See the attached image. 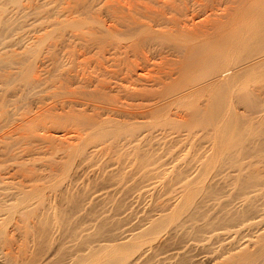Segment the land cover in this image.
<instances>
[{
	"label": "rangeland",
	"instance_id": "1",
	"mask_svg": "<svg viewBox=\"0 0 264 264\" xmlns=\"http://www.w3.org/2000/svg\"><path fill=\"white\" fill-rule=\"evenodd\" d=\"M106 1L107 0H94V1L93 0L91 1L81 0V2L80 0H70V2L69 0H0V75H1L0 76V91L2 90L0 92V179H2L0 180L1 182L0 183V264H23V263L24 264H80V263L82 264L83 263L84 264H103L102 260L104 259L102 258L104 257L106 258L107 254L108 256L111 255L110 252L114 254L116 253L117 255L118 253H121L122 251L124 252L125 247L130 242V239L128 240V238L131 236H134V237H131L132 239H134L135 235L140 233V231L142 232V230L144 229H145L144 234H146V230L148 231L147 232L148 234H146L145 237H143L145 240L142 238L143 240L142 243L144 245L143 244L141 245L144 246L143 251L145 250L146 254L144 252L142 253V248L140 247V249L138 250L140 251L138 252L139 256L140 255L142 256V254L144 255L142 256V258L140 256V259L138 260L139 256L137 252H135L137 251L138 248H135V251L133 250L134 248L133 249L129 248L130 250L128 249L127 251L125 250L127 252V255L129 251L128 258H130L129 260L132 259L133 261L132 264L135 263L136 260L138 262V263L136 262L137 264H141V263L142 264H216L215 263L216 261H218L219 264L221 263V261H223L222 262L223 264L228 263L230 262L229 257L230 258L232 257L231 259L233 260V257L235 254L239 255L237 253L240 252L239 249L241 247H244V250L253 249L250 238H248L250 240L249 244H248L249 242L248 239L245 241L244 239L245 233H247L249 237L251 236V238L254 237L252 240L255 241L257 238L256 236L258 234L259 235L261 234L259 232L260 227L264 228V223H262L263 227L260 226L261 224L260 221L264 217L263 215L264 214L263 212V209H264L263 193L264 191L262 193L263 189L259 186V185L262 186L260 178L262 177L263 179V176H264V161H263L264 160V65L261 67H257V68L255 67V69L249 72H246L243 76H241L237 80L236 82L237 86L233 87L232 90H229V89L225 90L224 95H223V108H222L223 109L222 110V118H223L222 121L224 122V125L223 123L222 125L224 126V128H226L225 125L226 126L228 125L229 128L231 127L230 128L231 132L229 131V129H228V132L224 131L223 140L222 142H220L219 140L220 143L218 142V138L215 139L212 136L207 137L208 135H211V134L213 135V132L210 131L211 129H209L210 126H208V129L205 127L207 129L206 133L203 130L204 127H201V126L200 127L198 126V127L202 128V130L197 128L199 132H195L196 128H194V131L192 129V131L195 134L190 129L192 127H190L189 130L186 127H185L186 128L185 130L184 128H182L183 124L181 122L183 121L181 120H185L184 119L186 117L185 114H188L186 119L189 121V119L190 120L192 119V117L190 118L191 116L190 112L192 110L196 111V109L197 110L200 109L199 111H202L204 107L206 108L205 105L207 104L205 100H207L210 95V92L208 91L203 92V94L200 92V94L198 93L199 95L196 93L197 96L196 95L193 96L195 100L192 98L189 100L186 99L187 101H189L188 103H190V100H192L191 102L194 101L193 104L195 107L192 106L193 104L191 103L188 104L187 101L185 102L183 101L182 105L180 106L181 104L180 103L178 108H177L178 104L175 106L177 109L173 108L174 107L173 106L170 110V113H168V115L165 118H162V119L160 118L161 120L160 119H157V120L150 119L151 118L150 114L146 113L145 111L148 110L147 112H150L149 107L152 108V106L156 105L157 102L155 103V100H154L152 104L151 103L152 100H151L150 103L145 104L147 100H144V99L142 100V99L137 98L138 97L137 94L134 93V92H137V89H140L139 86H141V88L142 86L143 87L146 86L145 88H147L148 86L149 88V85L151 83L147 80L148 76L146 74L143 75L144 73L139 74L140 71L136 69L134 66L132 69H134V71L136 69V73H134L131 70L129 72V69H128L129 67L125 68L124 66H122V68L124 67L122 71L119 70L118 67H116L115 69H118L119 72L117 71L118 73L117 72L115 73L116 70L113 71L114 70L113 68L115 66H112L114 63L111 61V59H109V57H107L108 60H106V62L108 63L107 64L104 59L102 60H104L105 63L101 60L100 55L99 57L98 56L96 57L97 54H94L93 52H92L93 54L89 53L88 55V53L85 51L86 52V55H85L84 50L82 49V45L84 44L82 39L85 38L81 32L83 31V28L81 29V31L79 29L77 30L76 29L77 26L75 24V28L73 29L74 22H72L73 24L72 27L70 24H68L70 28L69 29L68 25H66L65 22L66 21L68 23L69 21L71 22V20L73 19V15H75L76 13V15L74 16V20L77 18L81 22H84L86 20L85 26H86V23L88 22L90 23L92 21L93 22L92 28H93L94 22H95L93 18H96V16L100 14L99 15L100 18L98 16V19L102 21L100 22V24H102L106 20L103 25L108 26V24L110 25V22H109L110 20H109L108 13L106 16L105 12L107 11L110 12L109 11L110 4L112 5V7L113 5L116 6L115 10H117L118 8V10L121 11V13L122 11H124L125 15L129 14L131 10L132 12L130 13V16L132 15L133 17H136V16L138 17L136 13L139 14L140 12L141 14L142 13L141 10L142 11L144 10L143 12H145L146 10L148 11L150 8V12L153 11L154 9H155L154 11L156 12L159 9H162L164 5L169 2L168 4L169 5L171 4L170 8L169 7L167 8V6L169 5H165V7L162 9L164 10L167 8V10H169V13L167 10H164L165 17L170 18V16L172 15V18L174 19V21L175 19H178V21L176 20L175 22V24L177 25L176 29L177 30L180 29L184 33L185 31L191 32L192 25L196 24L197 21L199 22L201 19H204V17L206 18L210 17L211 20L212 19L216 20L217 17L220 16V14L221 15L223 14V10L224 8L227 7V5L224 4L223 2L219 3L218 1L217 2L215 1V3H213L212 0H162L164 3L161 2V0L159 1L158 0L157 1L156 0H108L107 2ZM119 2L121 3L119 4ZM157 2H158V5H157ZM261 2L262 0H255V1L252 0L250 3H253V5L256 6L255 3L258 4ZM77 3L79 7L77 6ZM103 4H104V7L101 8L100 5H103ZM263 4H264V1L261 5ZM106 5L108 6L107 10H106L107 8ZM121 5H122V10H121ZM61 6L62 8L63 7L64 8L62 9ZM88 6H89V9H88ZM171 6L172 7L174 6V9L171 8ZM66 7L68 10H71L74 8L73 9L74 11L72 10L71 13L70 11L67 12ZM218 7L220 10L218 9ZM91 9H93V11ZM171 9L172 11L175 10L174 11L175 13L172 12L171 14ZM177 9H180L182 11L178 10V13H177ZM97 10H99L100 12ZM103 10L105 11L103 12ZM94 11L95 13H93ZM186 11L189 12L188 13L189 16L190 15L195 16V18L193 17L194 18L193 23L190 21L191 17L188 16L189 17L188 18L189 21H188L186 17H183L181 15L183 12H186ZM78 13L80 17L77 16ZM124 13H122V15H124ZM133 13L136 16H134ZM173 14L174 15L176 14L175 17ZM64 15L65 16L70 15V16L69 18H66L68 16L65 17ZM87 15L89 16L87 17ZM252 15L253 16H251V18L248 17L249 19L247 18L243 19L234 30H230L228 32V36L223 41L224 46L217 49L220 51V53L222 52L224 54L223 55L224 62L222 64V70L231 68V67H234V68L238 67L247 62H250L255 57L264 55V23L263 21H260V18H259L260 16L258 14H256L258 16L255 17V14L253 12ZM91 17L93 18L91 19ZM88 18H90L91 20L88 21L89 20ZM98 19H97V22H98ZM179 20L181 23L179 22ZM184 20H186L187 22ZM77 21L75 20V23L79 24L78 23L79 21L78 22ZM63 23H65L64 26H62ZM91 24L88 25L89 28L86 27L87 31L83 32L84 34L89 32V30H92V28L90 27ZM100 24L95 26L94 29H96L97 27V30H99L98 28H101ZM82 26L83 25L78 26V28H81ZM195 27L196 26L194 25L193 28ZM169 28L166 26H163L162 28H155L154 30L168 31L170 30ZM74 30H75V33H74ZM84 31H85V28H84ZM80 32L82 36L79 34ZM75 34L76 36L77 34H79L81 39H79L78 36L76 37ZM218 36H220V34ZM221 36H223V34H221ZM161 40L157 39L154 42L156 44L153 43L154 45L152 46L150 50L151 53L153 54H150V53L146 54L149 59L147 62V64H149L150 66L149 67L150 69H148L149 71L152 70L153 64L156 65L165 58H166L165 60L168 59L167 62L169 63V65L172 62L176 63V61H179V59L175 56L176 55L175 53H173L175 54L174 56L171 55V52L173 50L172 46L174 47V43L172 42L173 43L172 44L171 42H167V41L163 42V40L162 41ZM211 41L212 40L210 39L208 40L209 43H211ZM233 42L235 43V46L233 48H229L228 46H230V44H232ZM168 49L169 50L171 49L170 52ZM80 51H81V54H80ZM69 52H72V53H69ZM73 53H75V55ZM160 54L164 56L163 59H162V55L159 56ZM84 55H85L84 57L85 59L82 57ZM160 57H161V60H160ZM88 58L90 59L91 63L88 60ZM68 59L70 63L68 62ZM83 59L86 61H83ZM80 60L81 62L88 61V63L82 62L83 64L82 67L88 64L86 69L84 67L85 70L88 69L87 74L84 71L83 72L84 75H83L82 73L83 69H80L81 70L80 71L79 68L81 67L79 66L78 68L75 69V66L77 67L78 63L81 64ZM99 60L102 61V64L103 63L106 64L105 66L103 64V67L107 68L106 70H109L110 75L108 74L107 71L105 73L103 72V74H105L104 76H101L102 73L99 74L101 70L105 71L103 68L99 69V67L102 66V64L99 63ZM94 65L95 67L97 66L96 68L97 70L94 69ZM68 67L73 68V70L69 69ZM74 69H75V73H74ZM77 69L78 71L82 73L80 76L81 80H79L80 77L78 78V75L80 74L77 75V73H79ZM89 69H90V73H89ZM92 69L94 70L93 74L91 73ZM203 69L201 72L198 71L199 70L198 69L197 70L198 72H196L195 75L193 73V76L192 74L190 75L189 73L188 74L189 76L187 75L186 77V82H189V83L195 82L196 84H198V85L195 84V86H199V85L201 86V85H204L206 82H209V80L211 81V77L210 78L207 77L208 72L205 69L204 70ZM98 70L99 72L97 73ZM110 70H112L113 73L110 72ZM124 71H125V74L123 73V80H122V76L120 75V73ZM94 72L95 74H97V77H94V78H100V79H103L102 77L105 78L104 83H103V80L102 81L100 80V81H101V84L104 85L106 89L107 88L110 89L109 90L110 92L109 91L107 92L109 95L105 93V91H107L108 89L105 90L104 87L103 88L100 87L102 88L103 91L99 88H98V91L97 89L95 92L91 91L93 93H98L97 95L94 94V96H92V93L90 94L91 96L89 95L90 93L89 90H93L95 86H97L95 82H99V80L97 81L94 78H92V75L96 76ZM114 73H115V79L114 77H112L113 79L111 78L112 80L111 83H108L107 80L111 77L112 74H113L112 76H114ZM126 73H128V75L130 73L129 76L132 75L133 79L135 77L134 79L135 82L131 79L130 80L128 79L129 81L125 82L124 78L125 79L127 78ZM50 74L52 75V77H50ZM67 74H69V76ZM88 74H90L91 77ZM117 74L120 75V79H119V76H117ZM142 75L144 76V79L147 80L145 84H144V81H142L143 79ZM88 76L90 77V82L87 84V82L89 81ZM106 76L108 77L107 80H106ZM85 77H86V82H85ZM82 78H84L83 79L84 83H81ZM92 80H94L93 81L94 83L91 82ZM136 80H138L137 87H135ZM63 81L64 83L61 84ZM131 81L134 82V84H132L134 85V87H131L132 86ZM113 82L114 84L116 82L117 84L116 87L114 86ZM142 82L144 85L142 84ZM50 83H51V87H50ZM67 83H69L70 86H67L68 85ZM119 83L121 85L123 84L122 86H124V84L126 85L127 83H129L130 86L126 85L127 87L126 86L122 87L120 86ZM47 84L49 86H47ZM57 84L65 85L66 87L64 86L61 87L60 85L58 87ZM78 84H80L81 88L83 87L82 92H84L83 91L84 86L86 89V85H88L87 86L88 89L87 91L85 90L86 92L84 93H86V95H88L89 98L91 97V101H89L90 99L86 95L85 97L87 98L83 97L84 93L82 97H79L78 96L79 94H78L77 96L79 98L75 96L74 99H72L73 98L72 96L75 95V92L77 93V91H75L73 94V90L81 89L80 87H78L79 86ZM89 84H91L90 89H89ZM102 85L99 84L98 86H102ZM111 86H113L114 89L113 87L111 88ZM119 86L122 87V89L125 88V92L124 90L122 91L121 88L119 89ZM32 88L34 89L32 90ZM63 88L68 94L70 93L69 91H71L73 95L71 96V93H70L68 96L66 92L61 93L62 92L61 90H63ZM116 88L119 89V92L118 91L116 92L115 90ZM131 88L132 89L137 88L136 90H132L134 95L136 94V97H135L136 100H134V95L132 96L133 93L132 91H130ZM151 89L153 88H150V90ZM127 90L130 93H126ZM57 92L59 94H57ZM99 92H101L100 96L103 93L102 97L99 96ZM122 92L126 94L123 95ZM79 93H81V90L79 91ZM104 93L107 96L106 98L104 97ZM61 94H63L64 97H62ZM125 95H127V97ZM95 96H97V98L99 97L98 99L102 98L103 102L104 100L106 101V99L107 101L108 99L110 100V98L112 100L113 99L116 100L117 98L120 97V99L119 100L117 99L116 101L110 100L111 101L110 105H108L109 101L108 102L106 101L105 102L106 104L101 103L102 99L101 101H98V99H96L95 101V99H93V98H96ZM66 97H69V99ZM128 97L129 99L132 98L131 101L128 100ZM80 98H83L84 100L83 104L85 105V107L82 108V111H81V107H83L84 105L80 103L82 102V99ZM78 99H80L79 102L77 101ZM73 101L75 104L73 103ZM97 102L98 104H95ZM126 102L128 103L126 104ZM60 103L63 104V105L61 104L62 108L61 106H59ZM98 105H99L100 112L97 111ZM127 105H130V107H128ZM138 105L139 106L143 105L144 107L147 106L146 107L147 109L143 108V110L141 111L138 108L139 107ZM90 106L91 107L93 106L94 108L96 107L94 109L95 112H92V108ZM133 106L135 108H133ZM89 107L91 109H89ZM101 107H102V112H101ZM106 107L111 112H109L108 110L104 111ZM87 108H88L87 110L88 112H85ZM112 108H114V110L117 109V111H114ZM140 108L142 109V107ZM83 109H85L84 113L89 115V116L85 115V117L87 118H91L90 112L93 113V117H94L95 115L94 113H96L97 111L98 113L95 115L97 119L95 120H98V121L100 119L98 117L100 116L102 117V113L104 115L108 113V115H106L105 118L108 116L109 118H111V119L108 118L109 119L108 122H111L109 123L111 124V126L113 124L112 121L114 119H115L114 121L118 120L115 122V124H117L118 122L123 123L122 118H125V117L126 119L124 122H127V125H130V123L133 121V119L131 118L135 117L137 118V120L145 121V122H141L144 127L140 125V131L138 130L135 133L136 136H134L135 137L134 139L131 136H128L126 133H124L125 128H121L122 131L124 130L123 133L126 135V136L125 135L122 136L123 133L122 131L120 132L119 130V132L121 133V135L119 134V136L121 137L120 138L121 140H119L117 137V139L115 140L114 139L111 140L110 138L109 139L110 141H109L107 138L106 141L104 140L105 145L103 142H102L103 144L101 142L93 144L95 142V141L93 142V140L88 143L86 142L84 144L82 143L84 140V134L86 137L88 135L90 137L91 133L90 134L84 133L85 131L84 128H86L84 127L83 128L84 134L82 137L81 133L79 134L77 133V131L78 132L81 131L80 128H82V125L84 126V124L79 125V123L78 124L76 123L77 124V128H76L75 123L72 122V120L74 121L73 117H76V120H77L79 117L84 116ZM138 110L141 115L142 113L145 112L143 114L144 117L143 116L139 117L140 114L138 113ZM80 111L82 112L81 115L83 116L78 117ZM112 111L114 112V114H112ZM118 111H120V113ZM128 111H131L129 113L132 115L130 116V114H128L129 120L127 119ZM151 111H154V110H151ZM72 112L74 115L72 114ZM117 112L121 114L122 116L119 117V114ZM123 112L124 114L125 112H127L124 117H123ZM134 112H136V114ZM203 112H205V109L203 110ZM99 113L101 114L99 115ZM152 113H151V116L154 117L156 114L154 115ZM109 114L114 117H110ZM145 114H147L148 116H145ZM182 115L184 117H182ZM168 116L171 117V118L169 117L170 118L169 122L167 118ZM67 117L68 119H66L64 122L63 119ZM146 117H149V119ZM102 118L103 120H105L104 117ZM102 118L100 120H102ZM135 118H134V121L136 120ZM232 118H233V123L228 124V121H230ZM130 120L131 122H129ZM170 120H172L171 121L172 124L170 123ZM70 122L74 124L70 125ZM178 122L182 124L181 128L179 127V125H177ZM174 123L176 124L174 125ZM79 126L81 127L78 128ZM85 126L88 127V123L87 125L85 123ZM176 126H178L179 128L178 127L176 128ZM115 127L117 128V125H115ZM186 131H190L191 133L186 132ZM207 132H210V134L208 133L207 135ZM79 136H81L83 140H81ZM89 137L87 138L88 140L86 139V141H89ZM240 138L242 140L241 142L239 140ZM237 140H239L240 142L239 144H237L236 142ZM79 141L81 142V144H79ZM99 143L100 145H98ZM233 143L237 144L236 149L237 148L240 149V146L242 147L244 146L243 148H241L242 149L240 151L241 153H238L237 152L238 150L236 151L232 149L231 144ZM77 145L80 148L77 147ZM247 145L248 147L246 148L245 146ZM226 146L227 147L229 146L228 147L229 149L231 147L230 152L228 151V149H226L227 148ZM78 149H80V152L78 151ZM255 150H258V152ZM75 151H77V153ZM227 151H228V155H227ZM229 155L231 157H229ZM241 155H243L244 157ZM240 158H242L243 160ZM246 161L248 164L246 163ZM240 163H241V166L239 165ZM239 166L242 168V169L240 168V170H242L241 172L239 170ZM237 171L241 173L242 179H245L244 178L245 174L247 175L249 173L246 178L249 177L250 179L247 180L246 185H244L243 187H241L239 183L241 179L237 180L236 182V173H239ZM228 174L231 177H233V178L230 177L229 181L227 179L229 177ZM242 174H244V176ZM252 174H255V177L257 175L258 177L259 176L261 177L259 178L256 177L257 179L255 178L256 180L254 179L255 181L254 180L252 181L253 178L250 177L252 176ZM258 181H260L259 182L260 184L256 185ZM196 182L197 184L201 183V185H203L201 187H204V188L210 187L211 190L215 189V193H214L215 195L213 194L215 197L213 195L212 197L213 199L215 198L214 200L216 202L218 201L216 200V198L219 199V201L220 200L222 201L223 199L226 201L228 198L229 199L232 198L231 196L233 194H234L233 198H235L236 192L238 193V195L236 193V197L239 196L240 198L242 193L240 192V190L236 191L238 190L237 187L241 188L242 190L245 187L246 190H248L250 189L249 186H252V188H254L253 185L255 184L256 186L255 190H258L257 192L254 191L253 193L250 190L249 191L245 190L243 191V193L246 192V194L249 195L248 193L250 192V194L252 193L253 195H255V192L259 193L261 190L260 194H262V198H259V196L261 197V195L256 194L258 197L255 196L252 199V196H250L248 197V199L249 201L253 200V202H255L254 205L255 204L258 205L259 210H261L262 208L261 213L263 217H258V216H261V213L260 211H258L260 215H257L256 213L257 209L255 210L253 209L254 207L253 202H252L253 206L251 207V210L253 209L252 211H255V212L251 211L250 213L249 212L250 210L248 209L245 210V207H243V209L241 207L240 209L239 207L242 206L241 205L242 201L240 200H242L243 198H240V200L239 198L234 199L235 201L238 199V201H240L241 203L238 201L235 202L233 198L231 199L232 201L227 200V204L228 202L231 204L233 201L237 205L240 204L238 205V207H236L237 205H235L234 203V207H232V209L236 207L235 210H237L236 212H238V213L234 212V215L232 216V217H235V219H236V216H237V220H238V216L243 217L244 212H246L247 210L249 212V213L247 212L245 213V215L247 214L246 216H248V217L245 216V219L242 218L238 221L235 220L234 222L235 225L239 224V226L238 225L232 226L234 225L232 222V218H231L233 211L231 209L230 216H229L228 211L230 209V206H231L230 205L229 209L226 208V211L224 212L225 207H228L227 205L224 206V204L226 203L224 200H223L224 202L222 201L223 206L221 208L218 207V205L221 206V204L220 203L218 204V202L217 204H215L216 205L215 207H213L214 206L213 204H209L210 206L208 207V210L206 207L205 210H207L208 212H209V208L211 212L212 210L214 211L213 213H210L212 214L211 215L212 218L215 217L213 221L210 220L211 219L210 215L207 216V219L209 218L210 222L212 223H210L209 220H206V216H205L206 214L203 211V208H201V211H203L205 214L203 215V217L205 216L204 221L208 222L209 224V228L207 227L208 230L209 229L211 230V228L214 227L213 224H215L214 221H216L217 218L219 220L224 219L225 215L224 217L221 216L222 217L221 219L219 218L220 215H223L224 213L228 214L229 217L226 215V219H228L229 221L231 218V224L228 223V221H226L225 219L222 222L218 220V222H220V225L221 224L225 225L224 221H226L228 223V224L226 223L227 226L224 227L222 225L223 227L222 226L220 227L218 223L217 225L215 224L217 227L216 228L214 227L218 236H219L218 232H220V234H221V231L226 232L225 235L227 237L226 236L225 237L228 240H230L232 236H235V234L234 235L229 234V231L230 233H232L233 231L235 233L236 230L240 228V226L241 227L243 226L242 225L243 223L245 225L246 220H247L246 223H248V218L250 216L252 218V215L253 214L255 215V213L258 218L260 219L262 218L261 220H259L256 217L258 220V223H260L257 225L258 228H254L255 224L253 225V222L255 221V217L253 216V218L250 219L249 221V222H252L251 227H250V229L252 230V233L250 229H247L249 227H246L247 230H245V228L243 227L245 232L242 231L243 229L240 228V231L238 230L239 231L238 235L237 233L236 235L238 236V240L240 238L241 240L238 241L237 238L233 237L232 238L233 240L232 239L230 240L231 244H229V241L227 239L225 240L224 238H222V235L224 237V233L220 235L219 236L220 238L218 239V236H216L215 234L216 232H212L214 233L213 236L215 235L216 238L211 237V236L210 237L214 239V241H216L217 239H218L217 241H219V243H217L216 241V244H212L214 243V241L210 237H208V239H210L211 241L204 240L203 238L201 239V237H205L206 239L207 236L209 234L211 235L212 233H210L211 231H207L206 233L207 236L203 235L205 232L203 230V233H202V229L204 228L203 225L205 224V222L202 223V220H203V218L201 217L202 215L201 216L198 215L199 216L198 219H196L195 217L196 219L195 221L197 222L193 220L195 225L198 226V227L196 226L197 229L195 228L194 223H192V220H190L189 217L187 218V220L191 222L190 225L193 224L192 226H194L195 232H197L196 237H195V232H193L194 234H191L192 230L194 231V228L193 227L191 228L190 225L188 227L186 223L187 220L185 219V217L188 215H185L184 217H182L181 219L182 222L179 220L181 224H178L179 217L177 216L178 217L177 218L176 215H177L178 210H180L178 209L180 207L178 208L176 207L175 209L173 205H176V203L180 200L181 197L182 198L180 200L181 201L180 203H183L182 199L186 197L184 194V191L185 193H187V196L189 193L187 192L189 191L187 190L189 186L188 184L191 183V185H195ZM233 182L236 184L234 185ZM262 183L264 185V182ZM185 184L187 186H185ZM186 187L187 189L185 190ZM257 187H259V189ZM196 197L200 198V196H196ZM254 198H257V200L261 199V201L259 202H257V200L254 201L255 200ZM213 199L211 198L210 200H212V203H215ZM248 199H246V201L243 199L244 200L243 202H247L246 206L249 203ZM194 200L198 201L199 199L195 198ZM210 200L207 201L206 203H210L211 202ZM259 204H261L262 206H260ZM207 205L204 204V206L202 207H205ZM14 206H15V209H14ZM232 206H233V203H232ZM172 208H174L175 210H173ZM238 208L239 210H242V211H238ZM255 208H257V206ZM221 209H223V212H221ZM174 211L176 212V215L173 216L171 215V213L173 214ZM168 213H170V215ZM239 213H241V215ZM167 214L171 217H175V219L178 221L177 223L178 225H177L176 222L172 221L173 219L171 218L172 224L174 225L176 224L175 226L178 228L181 227L179 231H176V229H173V226L170 225L171 221L169 223L170 226H168V230L169 229L170 231L171 229L174 230L171 232L172 235H173V232L176 231L178 237L175 235L176 233L174 234V236H172L171 233L167 229L166 230L168 232L167 231L165 232L163 230L159 231L160 229L156 232L154 231L150 232L148 229H146L147 227L149 228V224H151L154 219L157 220L158 216L163 215V218L167 220V217H169L167 216ZM165 215L167 216L166 218H165ZM200 217L202 220L199 219ZM1 218L3 220H1ZM183 220H185L187 229L191 228L192 230L191 229L188 230V232L191 230L190 235H189V233L186 234L187 232L185 231L187 229L185 228L183 233L184 235L186 234L187 236L186 235H185L186 237L183 236L184 238L182 239L180 235L181 234L183 235V233H179V232L182 231L183 229L182 226H180L182 225ZM199 220H200V223L203 224L201 225L203 226L202 229L200 228L201 226L199 224ZM233 221H234V218H233ZM163 222L165 223L164 220ZM168 222L169 220L166 223ZM241 222L243 223L241 224ZM210 224H212L211 228H210ZM167 225L168 224H166V226ZM175 226L174 228H176ZM163 227H165V225ZM205 227H206V224H205ZM234 227H237L238 229L236 230L232 229ZM198 228H200L199 231L202 235L201 234L199 235L198 231H196L198 230ZM223 228H224V231L222 230ZM230 228L231 230L227 231V229H230ZM207 229H205V231ZM43 230H44V233H43ZM248 230H250L249 233L247 232ZM263 230L261 229V231ZM166 233H169V235ZM243 234H244V237H243ZM239 235H241L240 238H239ZM262 235H264L263 232H262ZM197 236L198 237L201 236L199 238L201 239V242ZM125 239L128 242H127V245L124 247L122 246V244L126 243ZM198 240L199 242H197ZM202 240L204 244L202 243ZM206 241H208V243H205ZM131 242H133V240ZM220 242L225 243L224 247L226 248L225 249L226 258L229 256L228 257L229 261H226L224 259L225 254L224 256L222 254L224 253V249L222 248L223 250L221 249L220 251V247L218 245V244H221ZM226 243L229 244L228 245L229 248H227ZM236 244L238 247L236 246ZM239 244H242L241 247ZM100 245L102 248H99ZM108 245L110 246L112 245V246L111 247L109 246L105 250V248L103 247L108 246ZM117 245H118V249H119V246L120 247L122 246L124 247V250H121L123 248L119 249L121 251L116 249ZM222 245L223 244H221V247ZM231 245H234V247L233 246L232 247L236 249L234 250L231 247V250H230ZM215 246H217V248H215ZM148 247H151L152 249L151 248L149 249ZM131 249L133 250V252H131L132 251ZM242 251L243 249H241V252ZM94 253H96V255L97 254L99 255L96 256ZM133 253L136 254L134 256V259L132 257L134 255ZM175 253L177 254L176 256H174ZM230 253L231 254L234 253V254H232L231 256ZM114 254H112L111 256H113ZM127 255L125 256L126 257L125 260H127ZM236 255H235V258H236ZM153 256H155L154 258L155 261H157V259H159L158 257L161 256L160 259H162V261L160 260L161 262L159 263V260H158L155 263L153 260ZM85 258H88L87 261ZM110 258L112 257L109 256V259ZM259 260L255 261V264H258L256 262H260L259 264L263 263L261 259ZM122 262L124 261H121L120 264H122ZM127 262L128 261H125L124 263L127 264ZM129 262L131 263V261ZM117 264H119V262Z\"/></svg>",
	"mask_w": 264,
	"mask_h": 264
},
{
	"label": "bare ground",
	"instance_id": "2",
	"mask_svg": "<svg viewBox=\"0 0 264 264\" xmlns=\"http://www.w3.org/2000/svg\"><path fill=\"white\" fill-rule=\"evenodd\" d=\"M85 1V0H84ZM91 1V0H90ZM94 1V0H93ZM108 1V0H107ZM106 1V2H107ZM157 1V0H156ZM159 1V0H158ZM213 1V3H215V1L217 2H223L224 4H226L227 5V7L226 8H224V10H223V14L221 15L220 14V16L219 17H217V21L216 20H211V18L210 17H208V18H206V17H204V19H201L199 22L197 21V25L196 24H193L192 25V28H191V32H186L185 31V29H184V33L180 30V29H178L179 30V32H178V30L176 29L177 28V25L175 24V22H176V20L178 21V19H175V21H174V19L172 18V15L170 16V18H167V17H165V12H164V10H167V8L169 7L170 8V5L167 3V4H165V5H169V6H167V8L166 9H164V10H162L164 7H165V5H164V7L162 8V9H159L158 11H151L150 12V8H149V10L147 11H145V12H143L142 10H141V14H140V12H139V14L138 13H136V15H138V17L133 13V15L134 16H136V17H133L132 15L130 16V13L132 12L131 10H130V13L129 14H127V15H125V13H124V11H122V13H124V15H122V13H121V11H119L118 10V8H117V10H115V8H116V6H114L113 5V7H114V9H113V7H112V5H111V7H110V5H109V11L110 12H105V14H106V16H107V13H108V16H109V22H110V25L108 24V26H104L103 24H104V22L106 21H104L102 24H100V22H102V21H100V19H98V16L100 15V14H98V16H96V18H93V17H91V19L93 18V20L95 21L94 22V27L92 28V25H93V22L91 21L89 24L88 23H86V26H85V21L84 22H81L80 20H78V18L77 19H75L79 24H77V23H75V20H74V16L76 15V13H75V15H73V13H72V15H73V19L71 20V22L69 21V23L66 21L65 23H66V25H68V24H70L71 25V27H72V25L74 24V26H73V29L75 28V24H76V26H77V30L79 29L80 31H81V29L83 28V31H81L82 32V34L84 35V37L85 38H83L82 40H83V42H84V44L82 45V49L84 50V54L86 55V52L88 53V55H89V53H94V54H97L96 55V57L98 56L99 57V55H100V57H101V60L102 59H104L105 60V62H106V60H108V58L107 57H109V59H111V61L114 63L112 66H115L112 70L113 71H115V73L118 71V69H115L116 67H118L119 68V70H123V68L125 67V68H128L129 69V72H130V70L131 71H133L134 73H136V69H138L139 71H140V73L139 74H143V75H147L148 76V78H147V80L151 83L150 85H149V88H148V86H147V88H145V87H143L142 86V88H141V86H139V88L140 89H137V92H134V93H136L137 94V98H139V99H144V100H147L146 102H145V104H148V103H150V101H151V103L155 100V103L157 102V104L156 105H154V106H152V108L151 107H149V105H148V107H149V110H150V112L152 113V114H156L154 117L153 116H151V113L150 112H147V111H145L146 113H149L150 114V119H162V118H165L167 115H168V113H170V110H171V108L173 107V108H176L175 106L177 105V108L179 107V104H180V106L182 105V103H183V101L185 102V101H187L186 99H194L195 100V98L193 97V96H195L196 95V93L198 94H200V92L203 94V92H206V91H208V92H210V95H209V98L207 99V100H205L206 101V104L207 105H205L206 106V108L204 107V109H205V112H203V110L204 109H202V111H199V110H197L196 109V111L194 112L193 110L190 112V118L192 117V119L190 120L189 119V117H188V119H189V121L186 119V117H187V115L188 114H185L186 115V117L184 118L185 120H181V121H183V122H181L182 124H183V127L182 128H184V130L186 129V128H188V130H189V128L190 127H192V128H190L191 129V131H192V129H193V131H194V128H196L195 129V132H199V130H197V128H199L200 126L201 127H204L203 128V130L205 131V133H206V130L208 129V126H210V128L209 129H211L210 131H212L213 132V135L211 134V135H208V133L210 134V132H207V137H209V136H212V137H214L215 139L216 138H218V142H219V140H220V142H222V140H223V135H224V131H227L228 132V129H229V131H230V128H229V126L227 125H225V127L226 128H224V122L222 121V108H223V95H224V92H225V90H232L233 89V87H235V86H237L236 85V82H237V80L241 77V76H243L246 72H249V71H251V70H253V69H255V67L257 68V67H261V66H263L264 65V55L263 56H259V57H255L254 59H252L250 62H247V63H245V64H243V65H240V66H238V67H231V68H227V69H223L222 70V64H223V62H224V54L221 52L220 53V51L219 50H217L218 48H221L222 46H224V43H223V41H224V39L228 36V32L230 31V30H234L236 27H237V25L243 20V19H249L248 17H250L251 18V16H253L252 15V13L254 12V14H255V17L256 16H260L259 18H260V21H263V23H264V4L263 5H261L262 3H263V1L264 0H262V2L261 3H258V4H256L255 3V5L256 6H254L253 5V3H250L252 0H212ZM255 1V0H254ZM69 2H70V0H69ZM80 2H81V0H80ZM83 2V1H82ZM104 2V1H103ZM148 2V1H147ZM161 2H163L162 0H161ZM202 2V1H201ZM88 3V2H87ZM121 2H119V4H120ZM164 3V2H163ZM171 3V2H170ZM188 3V2H187ZM200 3V2H199ZM212 3V4H213ZM70 4V3H69ZM82 4V3H81ZM80 4V5H81ZM133 4V3H132ZM144 4V3H143ZM151 4V3H150ZM248 4V5H247ZM63 5V4H62ZM91 5V4H90ZM123 5V4H122ZM122 5H121V10H122ZM157 5H158V2H157ZM160 5V4H159ZM163 5V4H162ZM161 5V6H162ZM175 5V4H174ZM187 5V4H186ZM204 5V4H203ZM216 5V4H215ZM219 5V4H218ZM65 6V5H64ZM77 6H78V3H77ZM76 6V7H77ZM85 6V5H84ZM98 6V5H97ZM101 6V8H103L104 7V4L103 5H100ZM107 6V5H106ZM124 6V5H123ZM132 6V5H131ZM225 6V5H224ZM251 6V7H250ZM74 7H75V5H74ZM79 7V6H78ZM92 7V6H91ZM95 7V6H94ZM93 7V8H94ZM141 7V6H140ZM145 7V6H144ZM178 7V6H177ZM189 7V6H188ZM194 7V6H193ZM196 7V6H195ZM61 8H62V6H61ZM64 8V7H63ZM62 8V9H63ZM106 8V7H105ZM104 8V9H105ZM113 10H112V9ZM120 8V7H119ZM159 8H161V7H159ZM171 8H173L174 9V6L172 7L171 6ZM176 8V7H175ZM179 8V7H178ZM185 8V7H184ZM183 8V9H184ZM203 8V7H202ZM205 8V7H204ZM213 8H214V6H213ZM66 9H67V7H66ZM74 9V8H73ZM73 9H71V10H68L67 9V12L68 11H70V13L72 12V10ZM76 9V8H75ZM86 9H87V7H86ZM88 9H89V6H88ZM108 9V6H107V8H106V10ZM138 9V8H137ZM180 9H181V7H180ZM180 9H177V13H178V10H180ZM188 9V8H187ZM218 9H219V7H218ZM78 10V9H77ZM84 10V9H83ZM92 11H93V9H91ZM100 10V9H99ZM99 10H97V11H99ZM112 10V11H111ZM136 10V9H135ZM157 10V9H156ZM185 10V9H184ZM202 10V9H201ZM220 10V9H219ZM63 11V10H62ZM74 11V10H73ZM105 10H103V12H104ZM134 11V10H133ZM168 11V13H169V10H167ZM167 11H166V13H167ZM175 11V10H174ZM174 11H172V9H171V14H172V12H174ZM180 11H182V10H180ZM199 11V10H198ZM90 12V11H89ZM100 12V11H99ZM102 12V11H101ZM137 12V11H136ZM187 12V11H186ZM183 12L181 15L183 16V17H186L187 18V20H188V18L189 17H191L190 18V21L193 23V21H194V18H195V16L194 15H190L189 16V12ZM201 12V11H200ZM256 12V13H255ZM61 13H63V12H61ZM93 13H95V11L93 12ZM97 13V12H96ZM128 13V12H127ZM175 13V12H174ZM181 13V12H180ZM66 14V13H65ZM81 14V13H80ZM85 14V13H84ZM103 14V13H102ZM101 14V15H102ZM185 14V15H184ZM188 14V15H187ZM193 14V13H192ZM204 14V13H203ZM256 14H258V15H256ZM61 15V14H60ZM71 15V14H70ZM69 15V16H70ZM93 15V14H92ZM97 15V14H96ZM174 15V14H173ZM176 15V14H175ZM175 15H174V17H175ZM196 15V14H195ZM209 15V14H208ZM65 16V15H64ZM66 16H68V15H66ZM65 16V17H66ZM69 16L68 17H66V18H69ZM77 16L78 17H80V15H79V13L77 14ZM89 15H87V17H88ZM91 16V15H90ZM178 16V15H177ZM189 16V17H188ZM212 16V15H211ZM86 17V16H85ZM194 17V18H193ZM213 17V16H212ZM76 18V17H75ZM99 18H100V16H99ZM106 18H108V17H106ZM254 18V17H253ZM258 18V19H259ZM89 20L88 21H90L91 19L90 18H88ZM97 19H98V22H97ZM74 20V21H73ZM143 21V22H142ZM145 21H146V23H145ZM184 21H186V20H184ZM189 21V20H188ZM63 22V21H62ZM72 22H74L73 24H72ZM148 22V23H147ZM179 22H180V20H179ZM183 22V21H182ZM187 22V21H186ZM65 23H63V25L62 26H64V24ZM92 23V24H91ZM181 23V22H180ZM179 23V24H180ZM83 25V26H85V27H81V28H78V26H81V25ZM91 24V28H92V30H89V32H87V33H83V32H86L87 30H86V27L87 28H89V26L88 25H90ZM98 24H100V27L101 28H98L99 30H97V27H96V29H94L95 28V26H97ZM198 24H199V26H198ZM196 26L195 28H193V26ZM58 26V25H57ZM163 26H166V27H170L169 29L170 30H168V31H157V30H154L155 28H162ZM68 28H69V25H68ZM84 28H85V31H84ZM90 28V29H91ZM171 28H172V30H171ZM173 28H174V30H173ZM190 28V27H189ZM70 29V28H69ZM75 29V30H76ZM176 29V30H175ZM75 30H74V33H75ZM76 30V31H77ZM182 30H183V28H182ZM181 31V32H180ZM81 32L79 33L80 35H81ZM51 33V32H50ZM225 33V34H224ZM79 34H77V36H78V38L79 39H81L80 38V35ZM220 34V36H218ZM221 34H223V36H221ZM72 35V34H71ZM86 35V36H85ZM75 36H76V34H75ZM76 36V37H77ZM82 36V35H81ZM74 37V36H73ZM75 37V38H76ZM74 38V39H75ZM157 39H162L163 40V42H173L174 43V47L172 46V49L174 50V48H175V50L173 51L172 50V52H171V55H175L178 59H179V61H176V63H170V65H169V63L167 62V60H165V59H163L164 58V56L162 55V54H160L159 56H161L162 55V61L161 62H159L158 64H156V65H154L153 64V68H155V69H153L152 68V70L151 71H149L148 69H150L149 67V64H147V62H148V57H147V53L149 54H153V53H151V48H152V46L154 45V44H156V43H154ZM212 40L211 41V43H209L208 42V40ZM63 40V39H62ZM161 40V41H162ZM165 40V41H164ZM199 41V42H198ZM196 44H195V43ZM206 42H208V43H206ZM154 43V44H153ZM172 43V44H173ZM56 44V43H55ZM72 44V43H71ZM171 44V45H172ZM74 45V44H73ZM72 46V45H71ZM76 46V45H75ZM77 46H78V44H77ZM235 46V43L233 42L232 44H230V46H228L229 48H233ZM182 48V49H181ZM74 49V48H73ZM70 50V49H69ZM169 50V49H168ZM167 50V51H168ZM171 50V49H170ZM170 50H169V52H170ZM76 51V50H75ZM86 51V52H85ZM164 51V50H163ZM66 52V51H65ZM156 52V51H155ZM69 53H72V52H69ZM83 53V52H82ZM92 53V54H93ZM161 53V52H160ZM166 53V52H165ZM173 53H175V54H173ZM57 54V53H56ZM62 54V53H61ZM74 55H75V53H73ZM80 54H81V51H80ZM259 54H261V53H259ZM258 54V55H259ZM85 55L84 56H82L83 58L85 57ZM87 55V56H88ZM170 55V56H171ZM58 56V55H57ZM77 56V55H76ZM94 56V55H93ZM46 57V56H45ZM75 57V56H74ZM79 57V56H78ZM81 57V56H80ZM89 57V56H88ZM111 57V58H110ZM152 57V56H151ZM94 58V57H93ZM107 58V59H106ZM77 59V58H76ZM75 59V60H76ZM80 59V58H79ZM85 59V58H84ZM83 59V61H86V60H84ZM92 59V58H91ZM96 59V58H95ZM99 59V58H98ZM82 60V59H81ZM81 60H80V62H81ZM88 60L90 61V59L88 58ZM94 60V59H93ZM92 60V61H93ZM99 60V63H101L102 64V61L104 62V60ZM160 60H161V57H160ZM46 61V60H45ZM70 61H71V59H70ZM82 61V62H83ZM98 61V60H97ZM59 62V61H58ZM68 62H69V59H68ZM82 62H81V64L80 63H78V65H77V67L75 66V69L76 68H78V66L79 67H81V68H79V70L80 69H83L82 70V73L85 71L86 72V74H87V70H85L86 68H87V65L85 66H83L82 67ZM104 62V63H105ZM32 63V62H31ZM70 63V62H69ZM83 63H88V61L87 62H83ZM90 63H91V61H90ZM98 63V62H97ZM103 63V64H104ZM107 63V62H106ZM57 64V63H56ZM72 64H73V62H72ZM75 64V63H74ZM76 64H77V62H76ZM100 64V65H101ZM103 64H102V66H98L99 67V69H101V68H103L105 71H100L99 72V70L97 71V73L99 72V74L100 73H102V75L101 76H104L105 74H103V72L105 73L106 71L108 72V74H109V70H106L107 68H104L103 67ZM108 64V63H107ZM152 64V63H151ZM97 65V64H96ZM99 65V64H98ZM106 64H104V66H105ZM70 66V65H69ZM90 66V65H89ZM122 66H124L123 68H122ZM131 66V67H130ZM133 66L136 68L135 69V71H134V69H132L133 68ZM84 67H85V69H84ZM91 67H93V66H91ZM120 67H121V69H120ZM52 68V67H51ZM62 68V67H61ZM69 68V67H68ZM89 68V67H88ZM97 68V66L95 67V65H94V69H96ZM205 69L207 72H208V75H207V77H211V81L209 80V82H206L204 85H199V86H195V82L192 84V83H189V82H186V77H187V75L190 73V75L192 74V76H193V73H194V75H195V73L196 72H198V71H202V69ZM69 69H71V70H73V68H69ZM75 69H74V73H75ZM109 69H111V68H109ZM199 69V70H198ZM203 69V70H204ZM66 70V69H65ZM97 70V69H96ZM95 70V71H96ZM112 70H110V72H112L113 73V71ZM198 70V71H197ZM29 71V70H28ZM48 71V70H47ZM67 71H68V69H67ZM77 71H78V69H77ZM76 71V72H77ZM81 71V70H80ZM80 71H78L79 73H77V75L78 74H80V75H78V78L81 76V72ZM93 69H92V71H91V73L93 74ZM36 72V71H35ZM52 72V71H51ZM119 72V71H118ZM117 72V73H118ZM127 72H128V70H127ZM57 73V72H56ZM67 73V72H66ZM89 73H90V69H89ZM115 73H114V76H112L111 75V77L108 79V77L106 76V80H107V82L108 83H111V78L112 77H114V79H115ZM123 73L125 74V71L124 72H122V73H120V75L122 76V80H123ZM133 73V74H134ZM48 74V73H47ZM61 74V73H60ZM94 74H95V72H94ZM127 74V78L125 79L124 78V81L125 82H127V81H129L130 79L131 80H133L134 82H135V77H134V79H133V76L131 77V76H129L130 75V73H129V75H128V73H126ZM68 76H69V74H67ZM76 75V74H75ZM83 75H84V73H83ZM88 75H90V74H88ZM96 76H93L92 75V78H94V77H97V74H95ZM110 75V74H109ZM120 75L119 74H117V76H119V79H120ZM142 75V76H143ZM1 76V75H0ZM61 76V75H60ZM71 76V75H70ZM74 76V75H73ZM99 76V75H98ZM142 76H140V77H142ZM189 76V75H188ZM191 76V77H192ZM50 77H52V75L50 74ZM65 77V76H64ZM86 77H87V75H86ZM86 77H85V82H86ZM89 77V76H88ZM90 77H91V75H90ZM90 77H89V81L87 82V84L90 82ZM124 77H126V76H124ZM137 77H139V76H137ZM206 77V78H207ZM5 78V77H4ZM15 78V77H14ZM58 78V77H57ZM62 78V77H61ZM66 78H68V77H66ZM103 79H100V78H94L95 80H99V82H95L96 84H97V86L100 84V85H102L101 84V81L103 80V83L105 82V78L104 77H102ZM84 78H82V81H81V83H84L83 80ZM113 79V78H112ZM118 79V78H117ZM129 79V80H128ZM9 80V79H8ZM24 80H26V79H24ZM79 80H81V77L79 78ZM101 80V81H100ZM110 80V81H109ZM147 80H145L144 79V76H143V79H142V81H144V84H145V82H147ZM224 80V81H223ZM225 80H227V81H225ZM29 81V80H28ZM55 81V80H54ZM57 81V80H56ZM65 81V80H64ZM64 81L61 83V84H63L64 83ZM71 81V80H70ZM70 81H69V83H70ZM94 80H92L91 82H93ZM116 81V80H115ZM118 81V80H117ZM138 80H136V85H135V87H137V82ZM73 82V81H72ZM77 82V81H76ZM106 82V83H107ZM121 82V81H120ZM132 82V81H131ZM134 82H132L131 83V85L132 84H134ZM184 82V83H183ZM46 83V82H45ZM52 83V82H51ZM51 83H50V87H51ZM69 83H67L66 85L67 86H70L69 85ZM78 83V82H77ZM94 83V82H93ZM92 83V84H93ZM99 83V84H98ZM118 83V82H117ZM122 83V82H121ZM130 83V82H129ZM129 83H127L126 85H129L130 86V84ZM17 84V83H16ZM48 84H49V82H48ZM47 84V86H49ZM86 84V83H85ZM84 84V85H85ZM95 84V85H96ZM113 84H114V82H113ZM112 84V85H113ZM120 84V83H119ZM142 84H143V82H142ZM143 84V85H144ZM149 84V83H148ZM43 85V84H42ZM58 85V84H57ZM60 85V84H59ZM59 85H58V87H59ZM79 86L78 87H80V84H78ZM94 85V84H93ZM93 85H92V87H93ZM106 85V84H105ZM116 82H115V84H114V86L116 87ZM123 85V84H122ZM121 84H120V86H122ZM125 84H124V86H126ZM140 85H141V83H140ZM196 85H198V84H196ZM61 87L62 86H64V87H66L65 85H60ZM88 85H86V89H85V86H84V89H83V91L84 92H86L87 91V89H88V87H87ZM90 86H91V84H89V89H90ZM95 86V90L93 89V90H89L90 91V93H89V95L92 93V96H94V94L95 95H97L98 93H93V92H95L96 91V89H97V91H98V88L99 89H101L102 90V88L104 87V85H102V86ZM119 86V89L121 88V90L123 91L124 90V92H125V88H123L122 89V87H124V86H122V87H120ZM128 86V87H129ZM6 87V86H5ZM21 87V86H20ZM27 87V86H26ZM100 87H102V88H100ZM108 87V86H107ZM113 86H111V88H112ZM127 87V86H126ZM131 87H134V85H132ZM56 88H57V86H56ZM81 88V87H80ZM79 88V89H80ZM83 88V87H82ZM82 88L80 89L81 90V93H79V91L80 90H73V94H74V92L75 91H77V93L75 92V95H73L72 93H71V91H69L70 93H71V96L73 97H71L72 99H74V97L76 96V97H82V95H83V93L84 92H82ZM105 88V87H104ZM150 88H153V89H151L150 90ZM154 88H155V90H154ZM157 88H159V89H157ZM34 88H32V90H33ZM108 89V88H107ZM106 88H105V90H107ZM113 89H114V87H113ZM118 88H116L115 90H116V92L118 91L119 92V89L117 90ZM135 88L134 89H130V91H132V90H136ZM58 90V89H57ZM59 90H61V89H59ZM86 90V91H85ZM104 90V91H105ZM110 89H108L107 91H105V93L106 94H108L107 92L109 91ZM210 90V91H209ZM2 91V90H1ZM0 91V92H1ZM62 92L61 93H63V92H66L65 90H64V88H63V90H61ZM91 91H93V92H91ZM103 91V90H102ZM101 91V92H102ZM52 92V91H51ZM56 92V91H55ZM101 92H99V96H100V93ZM110 92V91H109ZM114 92V91H113ZM124 92H122L123 93V95L124 94H126V93H130L128 90H127V92L126 93H124ZM49 93H50V91H49ZM67 93V92H66ZM69 93V94H70ZM105 93H104V97L106 98L107 96L105 95ZM120 93H121V91H120ZM132 93H133V91H132ZM134 93L132 94V96L134 95ZM56 94V93H55ZM57 94H59L58 92H57ZM68 94V93H67ZM69 94H68V96H69ZM79 94V95H78ZM118 94V93H117ZM136 94L134 95V100H136L135 99V97H136ZM198 94V95H199ZM209 94V93H208ZM62 95V97H64L63 96V94H61ZM78 95V96H77ZM85 95H86V93H84V95H83V97L84 98H89V96L88 95H86L87 97H85ZM109 95V94H108ZM119 95V94H118ZM28 96V95H27ZM42 96V95H41ZM59 96V95H58ZM57 96V97H58ZM66 96V95H65ZM91 96V95H90ZM103 96V93H102V95L100 96V97H102ZM126 97H127V95H125ZM192 96V97H191ZM197 96V95H196ZM31 97V96H30ZM46 97H47V95H46ZM52 97V96H51ZM61 97V96H60ZM78 97V98H79ZM96 98H93V99H95V101H96V99H98L97 98V96H95ZM108 97H110V96H108ZM126 97H125V99H126ZM55 98V97H54ZM66 98H68L69 99V97H66ZM70 98V99H71ZM104 98V99H105ZM114 98V97H113ZM124 98V97H123ZM198 98V97H197ZM57 99V98H56ZM60 99V98H59ZM62 99V98H61ZM76 99V98H75ZM80 99H82V102H80V103H84V100H83V98H80ZM80 99H78L77 101L79 102L80 101ZM90 99V100H89ZM88 100L89 101H91V97L89 98ZM102 99V98H101ZM101 99H98V101H101ZM115 99H116V97H115ZM118 100L120 99V97L119 98H117ZM116 99V100H117ZM132 99V98H131ZM131 99H129V97H128V100H130L131 101ZM42 100V99H41ZM110 100L111 101H113L111 98H110ZM109 99H108V101H107V99H106V101L108 102V105H110V101ZM116 100H114V101H116ZM142 100H141V102H142ZM2 101V100H1ZM43 101V100H42ZM76 101V100H75ZM76 101V102H77ZM105 100H104V102H103V99H102V101H101V103H105L106 102ZM192 100H190V103L191 104H193V102H191ZM62 102V101H61ZM87 102V101H86ZM85 102V103H86ZM93 102H94V100H93ZM136 102V101H135ZM137 102H138V100H137ZM189 101H187V103H188ZM56 103H57V101H56ZM58 103H59V101H58ZM63 103V102H62ZM62 103H60V105L59 106H61V104ZM70 103V102H69ZM73 103H74V101H73ZM72 103V104H73ZM128 102H126V104H127ZM132 103H134V102H132ZM190 103H188V104H190ZM75 104V103H74ZM73 104V105H74ZM79 104V103H78ZM94 104V103H93ZM92 104V105H93ZM95 104H98V102L97 103H95ZM106 104V103H105ZM153 104V103H152ZM196 104V103H195ZM198 104V103H197ZM16 105V104H15ZM49 105V104H48ZM63 105V104H62ZM73 105H71V106H73ZM80 105V104H79ZM84 105V104H83ZM88 105V104H87ZM87 105H86V107H87ZM91 105V104H90ZM101 105V104H100ZM140 105V104H139ZM138 105V106H139ZM187 105V104H186ZM20 106V105H19ZM67 106V105H66ZM75 106V105H74ZM77 106V105H76ZM81 106V105H80ZM89 106V105H88ZM113 106V105H112ZM128 107H130V105H127ZM185 106V105H184ZM192 106H194V104L192 105ZM85 107V105L83 106V107H81V111H82V108H84ZM91 107V106H90ZM89 107V109H91L92 108V112H95L94 111V109L96 108H94L93 106L90 108ZM103 107V106H102ZM102 107H101V112H102ZM108 107V106H107ZM107 107H106V109L104 110V111H106V110H108L107 109ZM117 107V106H116ZM125 107V106H124ZM140 107H142V109L140 108ZM147 107V106H146ZM146 107H144L143 105L142 106H139L138 108L142 111L143 110V108H146ZM195 107V106H194ZM55 108H57V107H55ZM61 108H62V106H61ZM71 108V107H70ZM72 108H74V107H72ZM133 108H135L134 106H133ZM133 108H131V109H133ZM176 108V109H177ZM51 109V108H50ZM110 109V108H109ZM113 110H114V108H112ZM147 109V108H146ZM190 109V108H189ZM37 110V109H36ZM72 110V109H71ZM74 110V109H73ZM76 110V109H75ZM88 110V108L86 109V111H85V109H83V113H84V111L85 112H88L87 111ZM128 110V109H127ZM151 110H154V111H151ZM42 111V110H41ZM80 111V113H79V115H78V117L79 116H83V117H79L77 120H76V117H73V119H74V121L72 120V122H74L75 123V127L77 128V124L79 123V125L80 124H84V126L82 125V128H80L81 126H79L78 128H80V130L81 131H77V133H81V136L83 137V134L84 133H91V135H90V137H91V139H90V137H89V135L86 137L85 136V134H84V140H85V142H84V140H83V138L81 137V136H79V138H81V140H83V142L82 143H88V142H90V141H92L93 140V144H95V143H98V142H103L104 143V140L106 141L107 140V138H108V140L111 138V140L112 139H117V137H118V139L119 140H121L120 138V136H119V134L121 135V128H125V132H124V130L122 131V133L124 132V133H126L128 136H131L133 139L135 138L134 136H136L135 135V133L139 130L140 131V125H142V123L141 122H145V121H142V120H137V118H135L136 120L134 121V118H131V119H133V121L131 122V120L129 121V122H131L130 123V125H127V122H124L125 121V119H126V117L125 118H122L123 119V123H121V122H118L117 124H115V122L116 121H118V120H116V121H112V126H111V124H109V123H111V122H108L109 121V119H111V118H109V116L108 117H106L105 118V116L106 115H108V113L106 114V115H104L103 113H102V117H104L105 118V120H103V118L100 116V117H98V118H102V120H100L99 119V121L98 120H95V119H97L96 117H95V115L98 113V112H100V110H99V105H98V107H97V111H96V113H94L95 115H94V117H93V113L92 112H90L91 113V118H87V117H85V115L86 116H89V115H87V114H83V115H81L82 114V112ZM109 112H111L110 110H108ZM107 111V112H108ZM114 111H117V109H115ZM120 111H121V109H120ZM120 111H118L119 113H120ZM124 111V110H123ZM198 111H199V113H198ZM71 112V111H70ZM117 112V113H118ZM129 112H131V111H128V113L127 112H125V114H124V112H123V117L126 115V113H127V116H128V114H130ZM132 112H133V110H132ZM144 112V113H145ZM154 112H156V113H154ZM194 112V113H193ZM201 112V113H200ZM41 113V112H40ZM64 113H66V112H64ZM116 113V114H117ZM118 113V114H119ZM135 114H136V112H134ZM138 113L140 114V112H139V110H138ZM144 113H142V115L140 114L139 115V117L140 116H143L144 117ZM204 113V114H203ZM22 114V113H21ZM20 114V115H21ZM42 114V113H41ZM72 114H73V112H72ZM89 114V113H88ZM101 113H99V115H100ZM112 114H114V112L112 111ZM16 115V114H15ZM19 115V116H20ZM46 115V114H45ZM63 115V114H62ZM62 115H61V117H62ZM66 115V114H65ZM74 115V114H73ZM76 115V116H77ZM104 115V116H103ZM110 115V114H109ZM24 116V115H23ZM39 116H41V115H39ZM72 116V115H71ZM70 116V117H71ZM118 116V115H117ZM122 115L121 114H119V117H121ZM130 116H132L131 114H130ZM145 116H148L147 114H145ZM13 117H14V115H13ZM69 117V116H68ZM68 117L67 118H65V119H63L64 120V122H65V120L66 119H68ZM110 117H114V116H111L110 115ZM137 117V116H136ZM170 116H168L167 118H168V122H169V119L171 118H169ZM182 117H184L183 115H182ZM37 118H38V116H37ZM56 118V117H55ZM72 118V117H71ZM109 118V119H108ZM146 118H148L149 119V117H146ZM40 119V118H39ZM70 119V118H69ZM107 119V120H106ZM113 119V118H112ZM127 119L129 120V116L127 117ZM160 119V120H161ZM62 120V119H61ZM121 120V119H120ZM127 120V121H128ZM144 120V119H143ZM28 121V120H27ZM68 121V120H67ZM66 121V122H67ZM76 121V122H75ZM172 120H170V123L172 124V122H171ZM180 121V120H179ZM168 122H166V123H168ZM74 123H71L70 122V125L71 124H74ZM77 123V124H76ZM85 123H86V125H87V123H88V127L87 126H85ZM179 123V122H178ZM177 123V125H179V127L181 128V126H182V124H178ZM222 123H223V125H222ZM231 123H233V118L230 120V121H228V124H231ZM129 124V123H128ZM145 124V123H144ZM176 123H174V125H175ZM54 125H55V123H54ZM110 125V126H109ZM114 125V126H113ZM115 125H117V128L115 127ZM146 125V124H145ZM173 125V126H174ZM185 125V126H184ZM29 126V125H28ZM34 126V125H33ZM59 126H60V124H59ZM138 126H139V128H138ZM143 126V125H142ZM141 126V127H142ZM199 126V127H198ZM20 127V126H19ZM24 127V126H23ZM66 127V126H65ZM84 127H86V128H84ZM113 127V128H112ZM115 127V128H114ZM144 127V126H143ZM178 126H176V128H177ZM178 127V128H179ZM186 127V128H185ZM207 129H206V128ZM76 128H75V130H76ZM85 129V131H84V129ZM170 129V128H169ZM175 129V128H174ZM199 129H201L202 130V128H199ZM66 130V129H65ZM74 130V131H75ZM119 130H120V132H119ZM233 130V129H232ZM83 131H84V133H83ZM192 131V132H193ZM203 131V132H204ZM186 132H190V131H186ZM231 132V131H230ZM229 132V133H230ZM93 133V134H92ZM122 134V136L123 135H125V134ZM191 133V132H190ZM189 133V134H190ZM194 133V132H193ZM86 134V135H87ZM188 134V135H189ZM195 134V133H194ZM193 135V134H192ZM199 135V134H198ZM126 136V135H125ZM127 136V137H128ZM204 136V135H203ZM89 137V141H86V139ZM206 137V138H207ZM48 138H49V136H48ZM78 138V137H77ZM173 138V137H172ZM177 138V137H176ZM64 139V138H63ZM139 139V138H138ZM213 139V138H212ZM58 140V139H57ZM88 140V139H87ZM125 140H126V138H125ZM161 140V139H160ZM195 140V139H194ZM209 140V139H208ZM240 140V142L242 141L241 140V138L239 139ZM239 140H237L236 142H237V144H239L240 142H239ZM79 141V144H81V142ZM97 141V142H96ZM110 141V140H109ZM124 141V140H123ZM115 142V141H114ZM187 142V141H186ZM216 142V141H215ZM219 142V143H220ZM102 143V144H103ZM119 143V142H118ZM135 143V142H134ZM129 144V143H128ZM237 144H235V143H233V144H231L232 146V149H234V150H238L237 152L238 153H241L240 151L242 150L241 148H243L242 146H240V149H236V146H237ZM73 145V144H72ZM98 145H100V143L98 144ZM104 145H105V143H104ZM132 145H133V143H132ZM241 145V144H240ZM69 146H70V144H69ZM96 146H97V144H96ZM95 146V147H96ZM77 147H79L78 145H77ZM94 147V148H95ZM225 147V146H224ZM227 147V146H226ZM229 147V146H228ZM226 148V149H228V151L230 152V149H231V147H230V149L229 148ZM233 147H235V148H233ZM238 147H239V145H238ZM246 148L248 147V145L247 146H245ZM72 148V147H71ZM80 148V147H79ZM82 148V147H81ZM221 148V147H220ZM219 148V149H220ZM74 149V148H73ZM76 149V148H75ZM256 149V148H255ZM95 150V149H94ZM234 150H233V152H234ZM246 150V149H245ZM245 150H243V151H245ZM78 151L80 152V149H78ZM224 151V150H223ZM222 151V152H223ZM228 151H227V155H228ZM255 151H257L258 152V150H255ZM76 153H77V151H75ZM96 152H97V150H96ZM75 153V154H76ZM245 153V152H244ZM247 153H248V151H247ZM252 153V152H251ZM256 153V152H255ZM74 154V155H75ZM93 154V153H92ZM233 154V153H232ZM235 154V153H234ZM85 155V154H84ZM247 155V154H246ZM252 155V154H251ZM241 156H243V155H241ZM225 157V156H224ZM223 157V158H224ZM229 157H231L230 155H229ZM237 157V156H236ZM244 157V156H243ZM250 157V156H249ZM256 157V156H255ZM259 157H261V156H259ZM138 159H139V157H138ZM240 159H242V158H240ZM243 160V159H242ZM249 160V159H248ZM209 161H210V159H209ZM241 161V160H240ZM264 161V160H263ZM262 161V162H263ZM245 162V161H244ZM216 163V162H215ZM246 163H247V161H246ZM257 163V162H256ZM209 164V163H208ZM233 164V163H232ZM232 164H231V166H232ZM248 164V163H247ZM259 164V163H258ZM210 165V164H209ZM240 166H241V163L239 164ZM246 165V164H245ZM257 165V164H256ZM255 165V166H256ZM217 166V165H216ZM239 166V170H240V167ZM227 167V166H226ZM225 167V168H226ZM258 167V166H257ZM222 168V167H221ZM249 168V167H248ZM174 169V168H173ZM215 169V168H214ZM242 169V168H241ZM260 169V168H259ZM202 170H203V168H202ZM224 170V169H223ZM235 170V169H234ZM238 170V169H237ZM244 170H245V168H244ZM214 171V170H213ZM212 171V172H213ZM242 170H240V172H241ZM261 171V170H260ZM230 172V171H229ZM237 172H239V171H237ZM236 173V182H237V180H240L241 179V181H239V183H240V186L241 187H243L244 185H246V182H247V180L248 179H250L249 177L248 178H246L247 177V175L249 174L248 172V174L246 175L245 174V179H242V176H241V173ZM200 173V172H199ZM253 173H254V171H253ZM258 174V173H257ZM175 175V174H174ZM197 175V174H196ZM229 175V174H228ZM238 175V176H237ZM240 175V176H239ZM243 176H244V174H242ZM260 175V174H259ZM203 176V175H202ZM215 176V175H214ZM225 176V175H224ZM250 176V175H249ZM254 176V177H253ZM174 177V176H173ZM194 177H195V175H194ZM231 176L229 175V177L227 178L228 179V181H229V178H230ZM250 177H252L251 179H252V181L256 178V177H258V175L255 177V174H252V176H250ZM259 177H261V176H259ZM258 177V178H259ZM231 178H233V177H231ZM237 178H239V179H237ZM200 179H201V177H200ZM203 179V178H202ZM217 179V178H216ZM234 179H235V177H234ZM257 179V178H256ZM255 179V180H256ZM261 179V180H260ZM259 180L261 181V184H262V186L261 185H259L260 183V181H258L257 182V184L256 185H259L263 190H262V193H263V191H264V188H263V183L262 182H264V181H262V180H264V176H263V179H262V177L260 178ZM0 180H2V179H0ZM225 180V179H224ZM223 180V181H224ZM254 180V181H255ZM173 181V180H172ZM175 181V180H174ZM204 181V180H203ZM235 181V180H234ZM3 182V181H2ZM179 182H180V180H179ZM1 183V182H0ZM225 183V182H224ZM234 183V182H233ZM200 184V185H199ZM236 183H234V185H235ZM238 184V183H237ZM169 185V184H168ZM189 186H188V189H187V187L185 188V190L187 189V190H189V191H187V192H189L188 193V196H187V193H185V191H184V194H185V196L186 197H184L183 199H182V202L183 203H180L181 201V198H180V200L176 203V205H173L174 207H175V209H176V207L178 208V207H180V208H178V209H180V210H178V212H177V215H176V212L174 211V213L172 214L171 213V215H176V217L178 218V221L180 220L181 221V219H182V217H184L185 215H188V216H186L185 217V219L187 220V218L189 217V219L190 220H192V223H194L193 222V220L195 221L196 219H198V217L199 216H201L202 218H203V220L201 219V217L199 218V219H201L202 220V223L203 222H205V224H206V227H205V224L203 225V224H201L200 223V220H199V224H200V226L201 225H203L204 226V228L205 229H207V227L209 228V224H208V222H206V221H204V219H205V216H206V220H209V218L207 219V216L208 215H212V214H210V213H213L214 211L212 210V212H211V210H210V208H209V212L207 211L208 210V207L210 206L209 204H213L212 206L213 207H215L216 205L215 204H217V202H218V204L220 203L221 204V206H219L218 205V207L219 208H221L222 206H223V202L225 201L224 199V201L222 202L221 200L219 201V199H217L216 198V200H218L217 202L213 199V197H212V195L215 193V189H212L211 190V188L210 187H208V185H207V187L208 188H204V187H201V186H203V185H201V183H198L197 184V182H196V184L195 185H191V183L190 184H188ZM197 185H199V186H197ZM171 186V185H170ZM185 186H187L186 184H185ZM254 186V188H252V186H249V188L250 189H248V187H247V189L248 190H246V188L244 187V189L242 190L241 188H239V187H237L238 188V190H236V191H239L240 190V192L242 193L241 194V196H240V198H243L245 201H246V199H248V197H250V196H252V199H253V197H255V196H257L256 194H258V195H261V197L259 196V198H262V194H260V192H261V190H260V192L259 193H256L258 190H255L256 189V186H255V184L253 185ZM6 187H8V186H6ZM206 187V186H205ZM212 187V186H211ZM182 188V187H181ZM213 188V187H212ZM236 188V187H235ZM258 189H259V187H257ZM260 188V189H261ZM14 189V188H13ZM174 189V188H173ZM172 189V190H173ZM177 189V188H176ZM234 189V188H233ZM252 189H253V191H252ZM5 190V189H4ZM35 190V189H34ZM183 190V189H182ZM235 190V189H234ZM251 191V192H253L254 193V191H256L255 192V195H253L252 193V195L250 194V192L248 193L249 195H247L246 194V192H244L245 193V195H244V193H243V191ZM2 191V190H1ZM180 191V190H179ZM235 191V192H236ZM8 192V191H7ZM25 192V191H24ZM178 192V191H177ZM227 192V191H226ZM234 192V193H235ZM240 192H239V194H240ZM179 193V192H178ZM237 193V192H236ZM236 193H235V198H233V195L231 196L232 198H233V200L234 199H236V198H239V196L238 197H236ZM23 194V193H22ZM26 194V193H25ZM177 194V193H176ZM183 194V195H184ZM198 194H200V195H198ZM11 195V194H10ZM168 195V194H167ZM179 195H181V194H179ZM215 195V194H214ZM213 195V196H214ZM237 195H238V193H237ZM243 195V196H242ZM263 195H264V193H263ZM15 196H16V194H15ZM26 196V195H25ZM163 196H164V194H163ZM174 196V195H173ZM196 196H200V198L199 197H196ZM216 196H217V194H216ZM244 196H245V198H244ZM247 196V197H246ZM24 197V196H23ZM27 197V196H26ZM26 197H25V199H26ZM98 197V196H97ZM215 197V196H214ZM226 197V196H225ZM258 197V196H257ZM264 197V196H263ZM13 198V197H12ZM101 198V197H100ZM104 198V197H103ZM179 198V197H178ZM195 198H198L199 200L197 201H195L194 199ZM213 199L214 201H215V203H212V200H210V199ZM232 198H228L227 200L229 201V200H231ZM240 198H239V200H240ZM11 199V198H10ZM240 200V201H242V203L240 202V201H238V199L236 200V201H238V202H240L241 203V205L242 206H240L239 208L241 209V207H242V209H243V207H245V210L246 209H248V210H250L249 212L251 213V211L254 209H257L256 211V213H257V215H260V213H261V211H262V208H261V210H259L258 209V205H254V203L255 202H253V200H251V201H249V199H248V201H249V203H248V205L246 206V204H247V202H243L244 200ZM255 200L254 201H256L257 200V198H254ZM171 200V199H170ZM206 200V201H205ZM211 201L210 203H206L207 201ZM227 200L225 201L226 203L224 204V206L225 205H227L228 207H225V209H224V207H223V209H224V212L226 211V208H228L229 209V206H230V209H229V216H230V211H231V209H232V207H234V203L236 202L235 200V202L233 201L232 203H233V206H232V203L230 204L229 202H228V204H227ZM263 200V199H262ZM194 201H195V203H194ZM213 201V202H214ZM232 201V200H231ZM230 201V202H231ZM259 201H261V199L259 200H257V202H259ZM19 202V201H18ZM174 202V201H173ZM200 202V203H199ZM205 202V203H204ZM222 202V203H221ZM251 202V203H250ZM252 202H253V205H254V207H253V209L251 210V207L253 206L252 205ZM172 203V202H171ZM168 204H170V203H168ZM197 204H199V205H197ZM204 204H208L207 206H205V207H202V206H204ZM243 204H244V206H243ZM251 204V205H250ZM26 205V204H25ZM197 205V206H196ZM235 205H237L236 203H235ZM238 205H240V204H238ZM238 205L236 206V207H238ZM250 205V206H249ZM260 206H262L261 204H259ZM264 205V204H263ZM5 206V205H4ZM7 206H9V205H7ZM30 206H31V204H30ZM195 206V207H194ZM211 206V207H212ZM257 206V208H255ZM199 207V208H198ZM206 207H207V210H205L206 209ZM235 207V208H236ZM247 207V208H246ZM8 208V207H7ZM29 208V207H28ZM40 208V207H39ZM168 208V207H167ZM201 208H203V211L205 212V214H204V212L203 211H201ZM235 208L234 209H232V211H233V214L231 215V218H232V222H233V224L234 225H232V226H236V225H238L239 226V224H236L235 225V220H237V216H236V219H235V217H232L233 215H234V212H236L237 210H235ZM239 208H238V211H242V210H239ZM250 208V209H249ZM14 209H15V206H14ZM173 210H175L174 208H172ZM197 211H196V210ZM223 209H221V212H223ZM227 209V210H228ZM169 210V209H168ZM176 210V211H177ZM194 210H195V212H194ZM202 212H200V211ZM248 210L246 211L247 213H249L248 212ZM8 211V210H7ZM165 211V210H164ZM198 211H199V213H198ZM208 213H207V212ZM258 211H260V213H258ZM170 212H171V210H170ZM246 212H244V216L243 217H241V216H238V220H240V219H245V216L247 215H245V213ZM252 212H255V211H252ZM263 212H264V209H263ZM36 213V212H35ZM236 213H238V212H236ZM256 213H255V215L253 214H251L252 215V218H253V216L255 217V221L257 220V218L258 217H263L262 216V213H261V216H258L257 217V215H256ZM169 215H170V213H168ZM167 214V216H169ZM228 214L227 213H224L223 215H220V219L222 218V217H224V215H225V217H224V219L226 220V221H228V219H226V215L228 216ZM240 215H241V213H239ZM243 214V213H242ZM197 215V216H196ZM199 215V216H198ZM203 215H205L204 217H203ZM216 215V214H215ZM264 215V214H263ZM166 215H165V218L167 217ZM181 216V217H180ZM214 216V215H213ZM222 216V217H221ZM228 216V217H229ZM250 216V215H249ZM161 217V218H160ZM195 217H196V219H195ZM241 217V218H240ZM246 217H248V216H246ZM257 217V218H256ZM20 218V217H19ZM171 218L173 219L172 221H174V222H176V224L178 223V221L175 219V217H171V216H169V217H167V220L166 219H164L163 218V215H161V216H158L157 217V220L156 219H154L153 221H152V223L151 224H149V228L147 227L146 229H148L150 232H152V231H154V232H156V231H158L159 229V231H161V230H163V231H167L168 230V226H170V225H172L173 226V229H176V231H179L180 229H181V227L180 226H182V231H180L179 233H183V231H184V229L186 228L187 229V225H188V227H189V225H190V223L191 222H189L188 220L186 221V223H187V225H186V223H185V220H183V223H182V225H180L179 227L180 228H178V227H176L174 224H172V221H171ZM231 218H230V222L228 221V223H230L231 224ZM233 218H234V221H233ZM251 218V216L248 218V223H246V221H245V225H244V223L243 222H241V224L243 225L242 227L240 226V228L241 229H243V227L245 228V230H247V229H250V227H251V223L252 222H249L250 221V219H252ZM165 221V223L163 222V220ZM213 219H215V217L214 218H212V216H211V219L210 220H212L213 221ZM224 219H222V220H219L218 218H217V223H216V221H214L215 222V224L217 225L218 223V225H220V222H222ZM259 220H261L260 218H258ZM1 220H3L2 218H1ZM169 220V222L168 223H166L167 221ZM176 220V221H175ZM210 220H209V222H210ZM218 220L220 221V222H218ZM237 220V221H238ZM254 220V219H253ZM263 220H264V217H263V219L260 221V223H258V220L254 223L253 222V225L255 224V227L254 228H258L257 227V225L258 224H260V226H262L263 227V225H262V223H264L263 222ZM170 221H171V223H170ZM180 221H179V223L178 224H181L180 223ZM226 221H224L225 222V225H223V224H221L220 225V227L223 225L224 227L225 226H227V222ZM244 221V220H243ZM182 222V221H181ZM195 222H197V221H195ZM44 223V222H43ZM169 223H170V225H169ZM184 223H185V225H184ZM210 223H212V222H210ZM227 223V224H226ZM250 223V224H249ZM166 224H168L167 226H166ZM177 224V225H178ZM198 224V223H197ZM208 224V225H207ZM215 224H213V226L216 228L217 226L215 225ZM229 224V225H230ZM250 226H249V225ZM165 225V227H163ZM193 224H191L190 225V227L192 228H194V226H195V228H196V226L197 225H195V223H194V226H192ZM211 225L212 224H210V228H211ZM151 226V227H150ZM174 226L176 227V228H174ZM203 226H201L200 228L202 229V227ZM222 226V227H223ZM231 226V227H232ZM237 226V227H238ZM164 229H163V228ZM198 227V226H197ZM214 227H212L211 228V230L209 229H207L206 231H205V229L203 228L202 229V233H203V230H204V234L203 235H206V233H207V231H211L210 233H212V232H216L215 231V229H214ZM237 227H234V228H232V229H234V230H236V229H238ZM246 227H249V228H247L246 229ZM170 228H172V227H170ZM177 228H178V230H177ZM191 228H189V229H191ZM195 228H194V231L192 230V232H191V234H194L193 232H195ZM200 228H198V230H196V231H198V233H199V235L201 234L200 233ZM228 228H229V226H228ZM240 228L238 229L239 231H240ZM252 228H253V226H252ZM254 228H253V230H254ZM167 229V230H166ZM173 229H171V231H170V229L168 230L170 233L172 232V231H174ZM189 229H187L185 232H187L186 234H188L189 233V235H190V231L188 232V230ZM197 229V228H196ZM261 229L263 230L264 228H261L260 227V230H259V232L261 233L260 235L258 234H256L257 236V238H256V240L255 241H253L252 239L254 238L253 236V238H251V236L249 237L248 236V234L247 233H245V241L248 239V238H250V240H251V244H252V246H253V249L252 250H247L246 248V250H244V247H241V245L242 244H239L240 245V249H239V251L241 252V249H243V251L240 253V252H238L237 254H239V255H236V258H235V255H234V257H233V260L229 257V259H230V262H228V263H225V264H255V261H258L259 259H261L262 260V264H264V235H262V232L264 233V230L263 231H261ZM45 230V229H44ZM44 230H43V233H44ZM217 230V229H216ZM223 231H224V228L222 229ZM228 230H231V228L230 229H227V231ZM238 230H236V232L234 233V231L232 232V233H230V231H229V234H235V236H232V238L233 237H235V238H237V240H238V233H239V231ZM245 230L243 229L242 231H244L245 232ZM251 230V229H250ZM250 230H248L247 232L249 233L250 232ZM258 230V229H257ZM26 231H27V229H26ZM167 231V232H168ZM173 232V235H172V233H171V235L172 236H174V234L177 236V232ZM148 231L146 230V234H148L147 233ZM143 233V234H142ZM145 233V229L144 230H142V232L140 231V233H138V234H136L135 235V241H134V239H132L131 237H134V236H131V237H129L128 238V240L130 239V242L133 240V242H129V244L127 245V242L128 241H126V239H125V241H126V243H123L122 244V246H126L125 247V250L127 251L129 248H134L133 250L135 251V248H138L137 249V251H135V252H137V254H138V256H139V253L138 252H140V251H138L139 249H140V247L142 248V253L144 252L145 253V250L143 251V248H144V244L142 243L143 242V240H142V238L143 237H145V235L146 234H144ZM196 233L197 232H195V237H196ZM219 233V236L220 235H222L223 233H224V237H223V235H222V238H224L225 240L227 239L226 237V232H222L221 231V234H220V232H218ZM236 233H237V235H236ZM251 233H252V230H251ZM166 234H168L169 235V233H166ZM185 234V235H186ZM213 234L214 233H212L211 235L209 234L208 236H207V238L205 239V237H201V239L203 238L204 240H208V241H211L210 239H208V237H214V238H216L215 237V235L213 236ZM216 234V236H218L217 235V232L215 233ZM247 234V235H246ZM184 235V233H183V235L181 234L180 235V237H182V239L184 238L183 236H185ZM188 235V236H189ZM202 235V234H201ZM251 235V234H250ZM171 236V237H172ZM175 236V237H176ZM187 236V235H186ZM185 236V237H186ZM193 236V235H192ZM218 236V239L220 238ZM226 236V237H225ZM237 236V237H236ZM240 236L241 235H239V238H240ZM248 236V237H247ZM178 237V236H177ZM198 237V236H197ZM200 237H198V239L200 238ZM210 237V238H211ZM243 237H244V234H243ZM247 237V238H246ZM23 238V237H22ZM231 238V239H232ZM6 239V238H5ZM27 239V238H26ZM144 239V238H143ZM194 239V238H193ZM201 239H199L200 240V242H201ZM212 239V238H211ZM217 239V240H218ZM230 239V240H231ZM145 240V239H144ZM199 240L197 241V242H199ZM213 241H214V239H212ZM216 240V241H217ZM223 240V239H222ZM222 240H220V241H222ZM228 240V239H227ZM230 240H228L229 241V244H231L230 243ZM233 240V239H232ZM239 240H241V238L239 239ZM238 240V241H239ZM249 240V239H248ZM250 240H249V242H248V244L250 243ZM147 241V240H146ZM184 241V240H183ZM190 241V240H189ZM195 241H196V239H195ZM208 241H206L205 243H208ZM212 241V242H213ZM216 241H214V243H212V244H216ZM228 241H227V243H228ZM12 242V241H11ZM145 242V241H144ZM95 243V242H94ZM97 243V242H96ZM146 243V242H145ZM189 243V242H188ZM202 243H203V240H202ZM202 243H200V244H202ZM217 243H219V241H217ZM221 244H223L222 245V247H221V244H218L219 245V247H220V251H221V249L223 248L224 249V253H222L223 254V256H224V254H225V260L226 261H229V259H228V257L226 258V251H225V247H224V245H225V243H222V242H220ZM226 243V245H227V248H229L228 247V245L229 244H227ZM247 243V242H246ZM93 244V243H92ZM141 244H143V245H141ZM186 244V243H185ZM204 244V243H203ZM211 244V243H210ZM211 244V245H212ZM91 245V244H90ZM141 245V246H140ZM190 245V244H189ZM196 245V244H195ZM110 245H108V246H104L103 248H105V250L109 247ZM112 246V245H111ZM110 246V247H111ZM120 247L119 246V249L120 248H123V249H121V250H124V247ZM143 246V247H142ZM202 246V245H201ZM214 246V245H213ZM234 247V245H231L230 246V250H231V247ZM236 246H237V244H236ZM93 247V246H92ZM204 247V246H203ZM207 247H209V246H207ZM212 247V246H211ZM232 247V249H236V248H233ZM238 247V246H237ZM99 248H102L101 247V245H100V247ZM149 249L151 248V247H148ZM215 248H217V246H215ZM110 249V248H109ZM116 249H118V245L116 246ZM118 249V250H119ZM131 249V250H132ZM149 249H147V250H149ZM152 249V248H151ZM222 249V250H223ZM237 249V250H238ZM102 250V249H101ZM121 250H119V251H121ZM124 250V252H126ZM130 250V249H129ZM133 250L131 251V252H133ZM146 250V251H147ZM237 250H236V252H237ZM12 251V250H11ZM99 251H100V249H99ZM110 251V250H109ZM114 251V250H113ZM209 251V250H208ZM219 251V250H218ZM228 251H229V249H228ZM90 252V251H89ZM103 252V251H102ZM115 252H116V250H115ZM123 252V251H122ZM118 253V255L115 253H112V252H110V254L112 255V254H114V255H116V256H111V255H109L110 257H112V258H110L109 259V256H108V254L106 255L107 257L105 258H102V259H104V260H102V262H103V264H117L118 262H119V264H120V262L121 261H128L127 262V264L128 263H130L129 261H131V263L130 264H132V259L131 260H129L130 258H128V255H129V251H128V255H127V252L126 253ZM97 253V252H96ZM96 253H94L95 255H96ZM105 254V253H104ZM134 255L132 256V254H131V256L133 257V259H134V256L136 255L135 253H133ZM146 254V253H145ZM218 254V253H217ZM228 254V253H227ZM231 254V253H230ZM229 254V255H230ZM232 254H234V253H232ZM232 254H231V256H232ZM92 255H93V253H92ZM94 255V256H95ZM99 254H97L96 256H98ZM127 255V260H125V256ZM144 254H142V256H143ZM177 254L175 253L174 254V256H176ZM28 256V255H27ZM130 256V257H131ZM138 256H136V257H138ZM141 256V255H140ZM140 256L138 257V260L140 259ZM142 256H141V258H142ZM222 256V255H221ZM220 256V257H221ZM22 257V256H21ZM29 257V256H28ZM92 257V256H91ZM101 257V256H100ZM99 257V258H100ZM131 257V258H132ZM135 257V258H136ZM161 257V256H160ZM160 257H158L159 259H157V261L159 260V263L162 261V259H160ZM26 258V257H25ZM90 258V257H89ZM98 258V259H99ZM108 258V259H107ZM154 258H155V256H153V260H154ZM156 258H157V256H156ZM169 258H171V257H169ZM86 259V261H87V259L88 258H85ZM101 259V258H100ZM105 259H106V261H105ZM136 260V259H135ZM134 260V261H135ZM161 260V261H160ZM164 260V259H163ZM221 260H222V258H221ZM23 261H24V259H23ZM157 261H155L154 260V262L156 263ZM215 261V260H214ZM225 261V262H226ZM260 261V260H259ZM84 262H85V260H84ZM95 262V261H94ZM97 262V261H96ZM105 262V263H104ZM124 262H122V264H126V263H124ZM136 262H137V260H136ZM133 263V264H137V263ZM148 262V261H147ZM223 261H221V263H222ZM261 262V261H260ZM260 262H256V263H260ZM30 263V262H29ZM34 263V262H33ZM216 264L218 263L219 264V262L218 261H216L215 262ZM220 263V264H221ZM24 264V263H23ZM80 264H82V263H80ZM84 264V263H83ZM142 264V263H141ZM223 264V263H222Z\"/></svg>",
	"mask_w": 264,
	"mask_h": 264
}]
</instances>
